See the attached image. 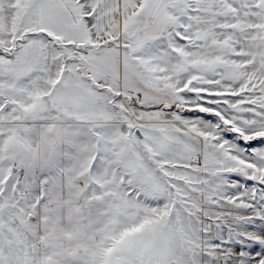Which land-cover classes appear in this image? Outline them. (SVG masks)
<instances>
[{"label":"snow or ice","instance_id":"snow-or-ice-1","mask_svg":"<svg viewBox=\"0 0 264 264\" xmlns=\"http://www.w3.org/2000/svg\"><path fill=\"white\" fill-rule=\"evenodd\" d=\"M0 264H264V0H0Z\"/></svg>","mask_w":264,"mask_h":264}]
</instances>
